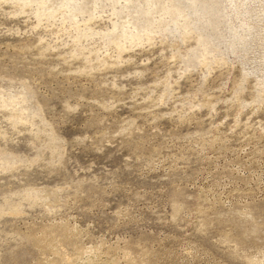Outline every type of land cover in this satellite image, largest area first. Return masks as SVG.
Returning a JSON list of instances; mask_svg holds the SVG:
<instances>
[{
  "label": "rangeland",
  "instance_id": "obj_1",
  "mask_svg": "<svg viewBox=\"0 0 264 264\" xmlns=\"http://www.w3.org/2000/svg\"><path fill=\"white\" fill-rule=\"evenodd\" d=\"M0 264H264V0H0Z\"/></svg>",
  "mask_w": 264,
  "mask_h": 264
}]
</instances>
